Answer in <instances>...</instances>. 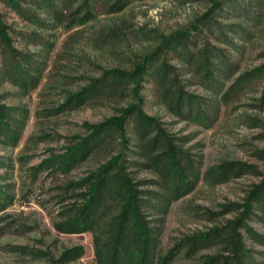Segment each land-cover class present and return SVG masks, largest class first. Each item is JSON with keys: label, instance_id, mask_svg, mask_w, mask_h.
<instances>
[{"label": "rangeland", "instance_id": "obj_1", "mask_svg": "<svg viewBox=\"0 0 264 264\" xmlns=\"http://www.w3.org/2000/svg\"><path fill=\"white\" fill-rule=\"evenodd\" d=\"M44 1L18 0L24 11L17 12L0 0V25L10 46L37 68L21 63L33 79L23 85L13 65L19 56L10 62L0 42V106L13 109L12 117L23 122L15 146L0 132V186L13 194L11 205L0 212V264H95L89 233H60L53 223L64 207L75 206L73 195L84 192L66 185L117 155L121 139L112 135L66 175L44 171L32 177V168L88 135L83 124L119 117L135 103L132 84L115 93L101 90L100 97L77 104L70 95L93 80H108L107 72H130L161 47L162 38L176 33L188 36L192 54L206 47V68L212 75L203 78L207 69L198 68L194 56L186 60L163 48L155 68L161 63L168 67L166 83L161 87L158 77L147 73L140 79L141 113L153 119L164 140L183 154L188 162L181 165L183 175L194 182L189 193L167 205L159 247L165 250L183 235L224 228L239 219L247 194L264 180L263 0H119L121 6L117 0H86V6L83 0H46L57 18ZM238 77L244 78L228 92ZM180 91L198 103L202 123L191 119L192 112L185 117L171 111L169 100L173 102ZM135 127V119L127 118L124 171L142 192L140 198L158 208L159 195L169 198L170 181L162 179L161 170L140 166L147 161ZM224 165L227 179L219 182L216 174ZM140 207L152 224H158L159 211L143 202ZM252 213L243 219L249 231L240 227L238 234L251 264H264V242L257 238H264V218L256 208ZM74 247L82 248L79 259L58 261L60 253ZM221 250L219 245L199 254Z\"/></svg>", "mask_w": 264, "mask_h": 264}, {"label": "trees", "instance_id": "obj_2", "mask_svg": "<svg viewBox=\"0 0 264 264\" xmlns=\"http://www.w3.org/2000/svg\"><path fill=\"white\" fill-rule=\"evenodd\" d=\"M1 1L17 12L24 11L23 8L19 7L18 0ZM44 2L45 6L50 9L51 15L57 18V11L51 7L48 1L45 0ZM85 2L86 0H83L84 6H86ZM122 4L119 0L116 1V5L121 6ZM218 4L220 3L214 5L219 6ZM208 13L205 14V18ZM28 17L35 20L30 14ZM187 38L188 36L180 33L162 38L161 47L144 56L141 62L136 64L130 72L117 70L107 72L105 75H110L108 80L104 82L101 79L93 80L80 92L70 95L69 97L77 104L86 99L92 100L100 97L101 90L115 93L124 84H132L131 97L135 103L129 104L119 117H109L99 124H83V127L89 132L88 135L78 138L76 143L66 146L62 154L50 155L32 168V177L36 175L35 173L44 171L59 172L61 175H66L83 162L96 148L105 145L112 135L115 134L121 139V150L117 155L100 165L96 172L66 185L65 188L67 189L73 188L74 191V189L83 188L84 192L75 193L73 197L76 198L77 203H72L75 206L64 207L59 212L58 221L53 223L55 231L60 233H89L95 264H177L178 261H182L180 264H251L249 252L241 243L238 228L246 227L243 219L250 217L254 208L259 210L261 219L264 218V180L252 187L247 194L242 205L243 210L235 222L227 223L224 228L213 227L205 232L183 235L165 250H161L159 247L162 217L166 212L167 205L189 193L193 189L194 182H188L183 175L184 167L181 165L188 164L187 161L183 160V154L174 148L168 140H164L161 136V130L153 123V119L147 118L141 113L139 106L142 104V99L138 96V89L141 76L146 73L158 77V83L161 87L166 83L168 67L161 63L160 67L155 68L157 55L163 48L176 51L186 60H191L194 56L195 60H199L198 68L207 69L206 55L209 52L206 51V47L199 49L196 55L192 54V51L187 48ZM0 42L6 47L10 62L14 60L15 56H19V61L14 60L13 65L17 75H20L21 83L24 85V83H29V80H33L25 75L21 63H28L34 71L37 70L36 66L26 56L16 52L10 46L5 29L1 25ZM190 43L191 41H189ZM190 45L194 51L195 44ZM213 69L217 70L216 67ZM210 74L212 75L211 70L207 69L203 78L210 76ZM243 78L238 77L229 87L228 92L234 89ZM227 93H224V96ZM166 95L167 92H164L163 96ZM262 95L264 96V89ZM167 98L169 99V96ZM170 104L171 111L176 115L182 116L185 113V117H189L192 112L194 114L191 119L202 123L203 114L199 110L198 103L190 100L188 96L185 97L181 91L173 102L171 99L169 100ZM12 111L13 109L0 106V132L7 144L15 146L19 140L23 122L15 120L12 117ZM131 117L136 121L135 132L142 143V155L147 161L146 164L140 166L161 170L162 179L166 182L170 181L166 186L169 198L159 195L162 205L158 208L140 198L139 194L142 192L135 188V183L124 171L125 160L122 150L125 148L123 144L127 142V139L124 138V124L126 119ZM227 167L228 165H224L219 170V174H216L219 182L227 179L226 173L229 172ZM170 173H172L171 176H169ZM6 188L7 186H0V212L10 206L13 201V194L8 192ZM142 202L160 212L158 224L154 225L147 219L140 207ZM252 237L255 238V235L252 234ZM257 238L264 242V238ZM219 245L222 246L220 252L199 254L201 251ZM19 249L22 248L19 247ZM82 255V248L74 247L60 253L58 261L68 263L79 259ZM197 255H199L198 258H196ZM195 259L196 262H192Z\"/></svg>", "mask_w": 264, "mask_h": 264}]
</instances>
